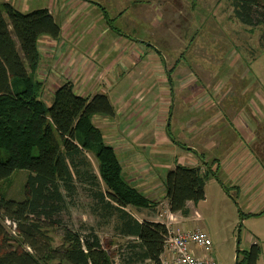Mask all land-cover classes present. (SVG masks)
<instances>
[{
    "label": "trees",
    "instance_id": "1",
    "mask_svg": "<svg viewBox=\"0 0 264 264\" xmlns=\"http://www.w3.org/2000/svg\"><path fill=\"white\" fill-rule=\"evenodd\" d=\"M228 3L232 18L264 31L263 0ZM44 36L56 40L61 36V27L48 9L23 13L9 4L0 5V232L12 223L20 231L22 245L30 250L1 255L0 264H161L170 233L167 225L141 223L128 212L156 210L158 203L129 184L115 147L93 122L95 116H117L112 99L106 94L85 98L67 82L54 90L48 107L38 78V45ZM167 133L176 145L186 147L176 141L170 126ZM89 153L98 161V173ZM209 168L204 173L201 166L177 165L170 171L165 195L171 213L189 217V203L196 206L206 200L208 178H218ZM21 171L27 173V193L17 201L8 198V187ZM80 188L91 199L89 211L98 224L72 230L63 214ZM112 224L115 233L136 238L119 246L117 261L97 232ZM54 236L62 239L60 245ZM260 249L254 244L237 264H257Z\"/></svg>",
    "mask_w": 264,
    "mask_h": 264
},
{
    "label": "rangeland",
    "instance_id": "2",
    "mask_svg": "<svg viewBox=\"0 0 264 264\" xmlns=\"http://www.w3.org/2000/svg\"><path fill=\"white\" fill-rule=\"evenodd\" d=\"M91 1L92 6L87 11L91 14V18L97 19L101 15L103 19L104 16L106 17L98 25L100 30L106 27L109 29L110 21L118 30V34L123 36L145 38L148 36L145 32L149 30H151L149 34L153 35L160 36L161 30L171 35L164 39L168 51L165 49V44L160 45L159 40L153 43L155 49H160L164 56L166 55L165 61L159 59L157 62L146 63L141 60L136 63L140 73H143L141 71L155 72L156 85L152 81L148 82L150 86H155L154 95L142 97L144 100L142 105L146 107L142 113H145V118L151 121L143 127L146 131L151 133L157 128L164 139L167 135L165 132L168 123L172 121L170 132L173 137L176 141L190 146L189 141L198 134L190 132V127L195 122L193 119L205 113L212 114L214 108L211 104L216 102L219 96L224 97L230 94H233L231 105L238 110L264 111V31L261 28L250 29L232 18L228 0ZM62 3L63 0H0V5L9 4L23 13L40 9H50L55 12ZM131 5L136 14L141 13L142 8L147 10L145 14H142L147 18L145 20H149L146 22L148 25L138 21L132 22V17H129ZM105 9L109 15L105 14ZM91 18H85L87 23L92 26L97 25L91 24ZM151 20H153L152 23H150ZM177 24L181 26L179 29L176 27L177 30H175ZM110 35L111 33L106 35L107 39L104 42L110 40ZM140 47L147 50L145 46L140 45ZM124 83H126L125 80L114 91H110L109 98L112 101L116 100L115 97L119 92L127 89ZM46 94L43 101L49 107L53 103V95L46 99ZM129 97L130 100L133 96ZM138 100L140 99H135L134 103L139 102ZM119 106L120 103L117 106L114 105L117 113ZM136 111L132 108L127 113L118 114V120L114 121L95 116L93 122L102 129L103 134L108 135L107 138L111 141L113 135L110 134L114 131L112 128L117 126L119 132L123 133L138 123L135 118L138 112ZM132 115L135 118L132 121L133 124L127 121ZM185 148H178L176 154L170 152L165 156H148L151 159L157 183L166 185L170 171L177 165H181L188 156V153L184 151ZM88 157L92 161L95 172L98 173V161L92 153H89ZM13 177V182L8 187V198L21 201L27 193V173L21 171ZM206 186V200L195 206L203 219L190 218L189 229L197 230L198 227L208 231L214 243L216 264H237L236 240L238 237L240 259L244 256L243 252L257 244L261 248L257 264H264V211L250 214L254 204L253 194H239L234 189L231 190L228 185L225 187L230 193L224 192L223 189L215 191V186L218 188L217 185L209 182ZM6 187V184H3V188L6 189ZM158 192L159 195L165 196V188H159ZM90 202L91 199L81 188L76 197L68 200L63 220L72 230H80L85 224L96 226V219L89 211ZM163 208H161V218L166 219L167 211ZM5 227L0 232V256L24 254L28 251L21 243L19 229L12 223H7ZM111 229V227L99 228L97 232L102 237L106 250L117 261L115 248L117 241L114 240ZM54 237H57L55 244L60 245L62 239L58 236Z\"/></svg>",
    "mask_w": 264,
    "mask_h": 264
},
{
    "label": "crops",
    "instance_id": "3",
    "mask_svg": "<svg viewBox=\"0 0 264 264\" xmlns=\"http://www.w3.org/2000/svg\"><path fill=\"white\" fill-rule=\"evenodd\" d=\"M91 6V0H63L57 11L48 9L61 27V36L58 40L44 36L39 41L38 51H40L41 66L38 78L43 82L42 99L44 100L46 93V99L50 98L57 87L67 82H72L76 93L85 98H92L98 94L109 96L110 91H114L125 80L124 85L127 89L119 92L115 97L114 105L117 106L120 103V106L117 109V116L110 121L118 120V114L127 113L134 108L138 111L135 115L138 123L131 127L129 125L130 129L123 133H120L116 126L114 129L112 128L113 134H110L113 135L112 140L109 141L108 135L104 134L105 139L109 145L115 147L129 184L158 203L156 210L131 208V210L128 209V212L141 223L147 221L162 222L169 229L173 226L175 230H190L188 227L190 218L203 219L197 207L189 203L188 206L191 210L189 217L171 213L166 195L161 196L158 192V189L162 187L166 191V185L162 186L157 183L158 180L154 176L151 159L148 156H165L170 152L176 154L177 149L181 147L172 141L167 129L165 132L167 135L164 139L158 133L157 128L151 133L143 129L151 121L145 118V113H142L146 109L145 105H142L144 101L142 99L145 97L144 95L150 96V94L154 95L155 93V72L146 71L144 73L145 71H141L144 74L140 73L136 65L141 60L146 63L157 62L159 59L165 61L166 55L164 56L160 49H155L153 43L159 40L161 46L162 43L166 46L164 39L171 35L163 33L162 30L160 36L153 35L149 34L151 31L149 30L148 33L145 32L148 35L145 38L131 37V35L123 36L118 34V30L112 26L109 20L111 28L106 27L100 30L98 25L106 17L104 16L103 19L101 15L97 19L91 18V14L87 12ZM133 8L132 6V11H129V17L133 19L132 22L138 21L146 24L149 20H145L147 18L143 14L147 10L142 8V12L136 14ZM105 14L109 15V12L106 11ZM85 18H91V24L97 25H89ZM155 25L158 26L157 23ZM180 26L181 24H177L175 30H177L176 27L179 29ZM157 28L159 29V27ZM110 33V40L104 42L107 39L106 35ZM140 45L147 47V50H143ZM165 49L168 51L167 46ZM151 81L154 83V85L151 84L152 86L148 83ZM131 95L133 97L129 100ZM231 97L233 94L224 97L219 96L216 102L211 104L214 108L212 114L205 113V115H199L200 117L193 119L195 122L190 127V132L198 134L192 141H189L191 147L185 144L186 149L184 151L188 153V156L185 157L181 165L190 168L201 166L204 173H207L211 167L218 180L210 177L208 182L217 185L218 188L215 186V191L223 189L225 192V188H227L225 186L228 185L231 190L234 189L239 194H253L254 204L250 213L252 215L264 211V125H262L264 124V111L248 109L240 111L231 105L233 102ZM135 99L140 100L134 103ZM149 110L151 111V109ZM135 118L132 115L127 121L132 123ZM171 123L172 121L168 123L167 128L171 126ZM117 146L120 147L119 151ZM206 189L207 186L205 193ZM161 208L167 211L166 219L161 218ZM95 223L98 224L96 220ZM112 226L113 224L111 228ZM111 230L114 240L117 241L116 252L125 241H136V238L121 236L115 233L113 229ZM201 230L208 233L204 229ZM213 247L209 256L216 260ZM195 251L197 256H203L200 250L195 249ZM161 257L162 260L169 258L167 252H164ZM144 264L152 263L149 261Z\"/></svg>",
    "mask_w": 264,
    "mask_h": 264
},
{
    "label": "built area",
    "instance_id": "4",
    "mask_svg": "<svg viewBox=\"0 0 264 264\" xmlns=\"http://www.w3.org/2000/svg\"><path fill=\"white\" fill-rule=\"evenodd\" d=\"M169 235L165 242L167 259L161 264H216L209 253L212 251L213 243L208 233L197 228V230H175L168 228ZM195 249H201L203 256H197ZM28 251L29 248H27Z\"/></svg>",
    "mask_w": 264,
    "mask_h": 264
},
{
    "label": "water",
    "instance_id": "5",
    "mask_svg": "<svg viewBox=\"0 0 264 264\" xmlns=\"http://www.w3.org/2000/svg\"><path fill=\"white\" fill-rule=\"evenodd\" d=\"M237 263H238V259H239V245H240V239H239V237L237 238Z\"/></svg>",
    "mask_w": 264,
    "mask_h": 264
}]
</instances>
